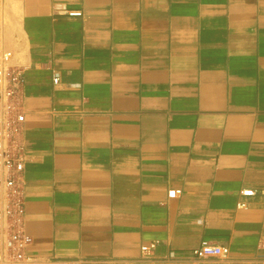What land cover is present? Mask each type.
<instances>
[{
	"label": "crops",
	"instance_id": "crops-1",
	"mask_svg": "<svg viewBox=\"0 0 264 264\" xmlns=\"http://www.w3.org/2000/svg\"><path fill=\"white\" fill-rule=\"evenodd\" d=\"M3 4L32 257L264 264V0Z\"/></svg>",
	"mask_w": 264,
	"mask_h": 264
},
{
	"label": "built area",
	"instance_id": "built-area-1",
	"mask_svg": "<svg viewBox=\"0 0 264 264\" xmlns=\"http://www.w3.org/2000/svg\"><path fill=\"white\" fill-rule=\"evenodd\" d=\"M3 0H0V264H161L162 260L153 257L156 243L142 247L143 256L137 259L102 260L79 257L76 259L32 257L28 249L33 238L26 232V207L21 175L24 171V145L22 143V122L20 112L22 92L25 82L24 69L14 65L13 51L4 41ZM80 16V11H71ZM57 75L54 81L57 83ZM254 190H244L243 195H253ZM181 189L169 191V196L177 197ZM245 207V203H240ZM230 254L228 246L203 242L195 249L193 257L226 259Z\"/></svg>",
	"mask_w": 264,
	"mask_h": 264
}]
</instances>
